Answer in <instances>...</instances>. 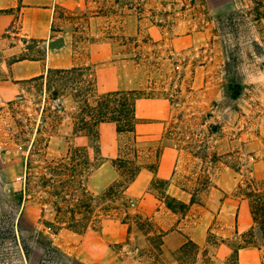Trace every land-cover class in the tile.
Segmentation results:
<instances>
[{
    "label": "rangeland",
    "instance_id": "374dc122",
    "mask_svg": "<svg viewBox=\"0 0 264 264\" xmlns=\"http://www.w3.org/2000/svg\"><path fill=\"white\" fill-rule=\"evenodd\" d=\"M83 2L75 10L60 0L51 4L49 49L66 41L76 66H89L94 73L99 93L137 90L143 91L139 100L167 101L165 132L148 148L150 154L142 145L138 149L144 153L138 158L130 155L129 163L117 161L124 175L116 170L117 183L111 190L114 182L100 193L88 191L83 202L82 154L71 146L67 156L70 99L62 100L60 124L53 125L48 104L54 107L57 102L47 104L43 93L20 82L17 95L0 107V264H208V257L213 264H224L214 253L220 240L234 249L248 231H243L247 227L243 210L235 217V201L242 194L237 186L248 180H256L259 189L264 186V57L255 46L261 43V34L257 23L237 15L249 8L232 0H143L142 12L132 9L116 18L96 13L113 0ZM231 12L236 14L230 20ZM20 28L17 17L0 38V61L10 64L48 50L46 44L22 37ZM117 143L124 157L132 143L124 135ZM161 145L178 151L174 174L169 180L149 181V201L137 195L132 199L125 193L126 176L141 162L154 174ZM90 154L96 167L101 158L93 143ZM26 160L31 161L28 170ZM60 162L75 167L79 176L68 180L67 171L54 175V186L46 189L48 166ZM27 171L29 180H24ZM191 193L197 196L194 204H189ZM164 196L186 201L187 210L174 216L166 210L158 213ZM227 199L231 201L224 206L225 213L218 216ZM209 208L213 218L205 212ZM72 209L85 215L87 226L78 234L82 236L58 220L67 222ZM175 218L179 225L170 231L179 228L185 236L202 221L211 222L201 248L206 258L199 255L193 262L191 250L179 260L178 249L162 247L159 223L169 225ZM106 223L112 226L103 231ZM121 224L127 230L119 238ZM49 225L55 231L50 241L45 230ZM225 230L239 233L223 239Z\"/></svg>",
    "mask_w": 264,
    "mask_h": 264
},
{
    "label": "crops",
    "instance_id": "0c3cea01",
    "mask_svg": "<svg viewBox=\"0 0 264 264\" xmlns=\"http://www.w3.org/2000/svg\"><path fill=\"white\" fill-rule=\"evenodd\" d=\"M55 0H22L19 6L17 0H0V38L7 33L8 29L13 26L18 17L21 21L22 37L27 39H37L44 41L43 44L48 46L46 55L41 60H21L7 64L5 61H0V107L11 101L19 92L20 82L38 77L45 73L48 68H69L76 67L75 60L71 58L69 47L66 41L60 40L55 48L49 49L51 38V20L53 19V5ZM59 2V1H58ZM68 9H81L84 2L83 0H60ZM18 8V9H17ZM102 70L100 71V73ZM118 88L109 91H118ZM169 103L160 99H143L137 100L135 104V116L137 123L135 124L134 135L136 139L137 148L146 145L147 154H150V148L161 141L165 132L164 121L167 120L169 113ZM121 135L117 134L116 127L113 123H102L98 127V152L97 155L101 158V162L91 171L85 181L86 189L94 194L100 193L109 185L116 181L118 173L112 165V161L119 155V148L117 139ZM93 143L92 139L85 136H73L70 134L68 141L69 147L81 146L85 147L90 154V146ZM149 151V152H148ZM144 153L140 152L139 154ZM178 151L171 146L161 145L159 153L156 158V171L150 173L145 166L144 162L139 163L140 169L128 185L125 193L132 199L137 196H143L145 201L150 200V195L146 193L149 181L153 177L164 180H169L174 174L177 163ZM91 156V154H90ZM177 189H179L176 186ZM180 190V189H179ZM181 192L187 193L186 191ZM190 196V195H189ZM178 199V198H176ZM179 200V199H178ZM190 200V199H189ZM181 201V200H180ZM230 199L222 201L219 215L224 214L226 211L224 206L228 207ZM187 204L186 201H182ZM189 205V204H188ZM159 212L166 210L162 202L157 206ZM243 210L246 216L247 227L243 229L246 231L251 226V218L249 213L248 201L244 197L238 198L235 201V217H239V212ZM212 215V209H205V212ZM152 211L147 215L151 216ZM174 216L175 214L172 213ZM169 225L159 223L161 231L164 235L162 247L167 250L175 251L188 239L193 241L198 247H205V234L211 222L202 221L196 228L191 229L187 236L179 231V228L170 231V227L177 223V219H173ZM164 222V221H163ZM250 222V223H249ZM108 223L103 224V231L106 230ZM232 229V228H231ZM127 227L124 224L117 226L119 238L126 236ZM234 230H225L221 235L223 239L231 238L238 233L232 232ZM75 234V233H73ZM78 235V234H76ZM82 236V235H78ZM85 238L88 234H84ZM215 256L226 261L232 253V249L225 242L221 243L215 248ZM237 264H264V245L261 246H248L238 250Z\"/></svg>",
    "mask_w": 264,
    "mask_h": 264
},
{
    "label": "trees",
    "instance_id": "16d2710c",
    "mask_svg": "<svg viewBox=\"0 0 264 264\" xmlns=\"http://www.w3.org/2000/svg\"><path fill=\"white\" fill-rule=\"evenodd\" d=\"M17 1L20 6L22 0ZM232 1L233 3H239L242 7L244 4L249 8L248 11H239L237 15H240V18H242V20H246L249 18V20H251L252 22L257 23V28H259V33L261 34V43H257L255 44V46L257 48V54L264 57V0ZM142 2L143 0H113L112 5L99 8V11H97L96 13L97 15H110L116 18L123 17L126 11L132 9H136L140 13L143 11ZM241 13L243 14L241 15ZM234 14L236 13L231 12L230 14H228V18L230 20L233 19ZM219 18L217 19V21L219 20ZM30 41L34 44H43L44 42L37 39H31ZM45 55L46 52H42L37 57L16 58L12 62H17L25 59L41 60L45 57ZM24 82L27 84H31L32 87H35L37 90H39V93H43L45 96V102L47 104L57 102L54 107L48 104V109L49 111H51L49 113L51 114L53 125L60 124L59 113L60 111H64L62 100L69 98L71 104L69 106L70 110L68 111L66 116L70 119L71 134L73 136H85L91 138L94 144L95 153H97L99 150V125L102 123H113L116 127L117 134L126 136L132 143V145H129L128 148H126L129 151L124 156L126 158L123 157V154L121 155V151L119 150L118 158L112 161V165L118 171L120 177L124 174L120 171V167L117 164V161L120 163H129L130 161L127 158L128 156L132 155L133 158L139 157V149L137 148L134 135L135 124L137 123V118L135 116V104L137 100L143 98V91L130 90L99 93L96 87L95 75L89 66L48 68L44 74L25 80ZM45 111L46 110L43 108L42 113ZM41 127L42 126L40 125L38 130ZM48 143L49 140H46L44 145L47 147ZM36 144L37 141L35 142V145ZM73 149V151L82 154V175L80 177H83L84 175V180H86L91 171L95 169V167H93V165L91 164V156L89 154V151L85 147L81 146H73ZM70 152H72V148L68 150L67 156L68 154H70ZM158 153L159 151L156 152L155 158H157ZM67 156L65 157V159H68ZM30 162V160H26L25 168L27 170L28 166H30ZM140 166L141 165L139 163L138 165L136 164L133 169L130 170L128 176H126L128 185L137 175ZM47 171V177H50L48 178V180L50 181L45 182L44 186L46 187V189H50L54 186V184L51 183L53 181L52 177L54 175L64 174L67 171L69 172L68 180H75V178L79 176L75 172V167L69 166V164L67 163L63 164L62 162L56 164L55 166L49 165ZM24 180H29L28 171L25 173ZM116 183L117 182H114L108 189L111 190ZM27 185L28 183L25 182V188H27ZM177 187L182 191H186V188H182L179 185ZM80 188V200L85 202L89 197V192L83 184H81ZM237 188L241 189V196L248 201L251 226L245 234L241 235L242 241L238 243L234 249H232L231 255L224 264H237V253L241 248L264 245V186L259 189L257 188L256 180H248L245 183V186L238 185ZM198 189V187L193 189L196 194L199 192ZM195 193L190 194L189 204L195 203L197 197ZM48 201L49 200H47V202ZM162 203L167 210L175 215L182 214L187 210L188 207V205L184 202L170 196H164ZM58 211L59 210H57V212ZM69 213L70 215L67 222L63 221L60 217L58 218L59 222L65 223L69 231L76 234H81L87 226L86 224H84L85 215L82 214V212H79V210L75 209H72ZM78 216H81V218H77ZM46 228H50L51 233L55 234V231L52 230L51 225ZM46 239L49 240L50 236ZM220 242L223 243V240L221 239ZM191 250L194 252L193 262H198L199 255L206 258V255L203 252L201 254V248L198 247L193 241L187 239L177 250L179 260H183L185 257H187L188 253ZM207 263L213 264V260L211 259V257L207 258Z\"/></svg>",
    "mask_w": 264,
    "mask_h": 264
},
{
    "label": "built area",
    "instance_id": "2783aa9c",
    "mask_svg": "<svg viewBox=\"0 0 264 264\" xmlns=\"http://www.w3.org/2000/svg\"><path fill=\"white\" fill-rule=\"evenodd\" d=\"M45 230H46V232L48 233V235H49L50 237H52V236L54 235V234L51 233L50 228H45Z\"/></svg>",
    "mask_w": 264,
    "mask_h": 264
}]
</instances>
